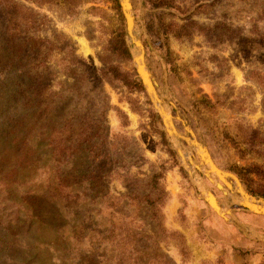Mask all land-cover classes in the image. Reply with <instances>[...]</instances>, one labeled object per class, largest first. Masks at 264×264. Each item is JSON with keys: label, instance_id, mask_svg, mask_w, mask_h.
I'll return each mask as SVG.
<instances>
[{"label": "rangeland", "instance_id": "obj_1", "mask_svg": "<svg viewBox=\"0 0 264 264\" xmlns=\"http://www.w3.org/2000/svg\"><path fill=\"white\" fill-rule=\"evenodd\" d=\"M129 1L179 146L110 73L140 80L119 2L0 0V264H226L264 244L187 141L251 194L232 168L264 167V0Z\"/></svg>", "mask_w": 264, "mask_h": 264}, {"label": "water", "instance_id": "obj_2", "mask_svg": "<svg viewBox=\"0 0 264 264\" xmlns=\"http://www.w3.org/2000/svg\"><path fill=\"white\" fill-rule=\"evenodd\" d=\"M118 2L120 4V6H121V10H122V13H123V16H124V19H125L126 32H127V36H128L129 42L131 44L130 50H131L132 59H133L134 65H135V69H136L137 75L140 78V80H141V82H142V84L144 86V89H145V91L147 93V96H148L149 100L152 102L154 108L156 109V111L159 113V115L162 118L163 125H164V128H165L167 136H169V138L171 140H173V142L176 145L179 146V139L181 138V135L177 134V133H173L168 127V124L166 122V118H165L164 113L162 111L164 103H163V101L161 100L160 96L158 95V93L156 91V84H155L153 78L151 79L152 81H146L145 78H144V75L142 73V70L144 69V67L147 70H148V68L146 67L145 62H144V57H143L144 48H143V45H142V43L141 44L137 43V40L140 41V39H139V37L137 35V32H136V22L135 21H134L135 22V28L133 27V20H135V17H134V14H133V9L131 7V4H130L129 0H118ZM137 45H139V46L137 47ZM148 72H149V70H148ZM151 82H152V84H154L153 86L151 85ZM189 140L190 139H187L188 143L191 144V146H193L195 148L196 153L198 154L197 145H193L192 144L193 140H190V141ZM179 154L181 155V150L179 151ZM199 158H200V161H201V164H202L203 160L200 157V155H199ZM223 172H225V171H223ZM227 173L231 174L229 172H227ZM205 175H206V173H205ZM219 188L222 191H224L223 187H219ZM246 192L250 196L251 199H254L256 202L259 203V207L260 208L256 209L254 207H249V206L247 207V206H244V205L240 204L239 202L238 203L245 210L249 211L250 213L255 214V215L264 216V198L255 197V196L249 194L248 191H246ZM206 201L215 210V207L212 206V204L207 200V198H206Z\"/></svg>", "mask_w": 264, "mask_h": 264}, {"label": "trees", "instance_id": "obj_3", "mask_svg": "<svg viewBox=\"0 0 264 264\" xmlns=\"http://www.w3.org/2000/svg\"><path fill=\"white\" fill-rule=\"evenodd\" d=\"M114 2L116 3L117 9L119 14L121 15V10H120V6L118 4L117 0H114ZM169 7H172L170 5H166ZM193 24H188V25H183L182 27H180L178 30V32L176 33V36L178 38H181L183 35L184 36H189L191 33V26ZM196 25V24H194ZM164 27V26H161ZM163 33H165V31H163ZM119 44H120V48L119 50L124 53V54H129L127 48L125 47V41H124V29L121 31V35L119 36ZM110 73L113 75L114 78H116L117 80L121 81L124 85L126 86H130L134 89H137L139 92H144V88L142 86V83L139 79H135L133 81H131L130 77L128 74L124 73V72H120L119 70L116 69H112L110 71ZM264 137V135H263ZM105 143V140L103 141ZM103 143V144H104ZM260 144H264V138L262 139V141L259 142ZM99 156L98 153L95 154V158H97ZM233 172H235L239 178L242 180V182L247 186L249 192L253 195H259L261 197H264V190H254L253 188V179H252V174H256L262 178H264V167L257 165V164H253L250 165L248 167H235L232 168Z\"/></svg>", "mask_w": 264, "mask_h": 264}, {"label": "bare ground", "instance_id": "obj_4", "mask_svg": "<svg viewBox=\"0 0 264 264\" xmlns=\"http://www.w3.org/2000/svg\"><path fill=\"white\" fill-rule=\"evenodd\" d=\"M130 2V1H129ZM131 4V3H130ZM134 19V18H133ZM133 27H134V20H133ZM137 43L141 44L140 41L137 40ZM139 45H137L138 47ZM142 73L144 75V78L146 81H152L151 79V75L149 74V72L147 71V69L144 67V69L142 70ZM151 85L153 86L154 84H152L151 82ZM155 88V87H154ZM162 111L164 113V116L166 118V122L168 124V127L169 129L173 132V133H177V131L175 130L174 126H173V122H172V118L170 115H168L166 112H165V109L162 108ZM191 132V131H190ZM193 145H197V150L200 149L203 154H201L202 158L205 160L204 163H206L209 168H210V171L215 174L219 179H221L223 182H225V178H228L229 176H231L232 178H234L236 181H237V184H238V193L240 195V198L241 200L239 201L240 204L244 205V206H249V207H254L256 209H259V203L256 202L254 199H251L250 196L247 194V192L243 191L242 188H241V185L238 183V180L233 176V175H230L228 173H225L219 169H217L215 167V165L213 164V162L211 161V159L209 158L206 150L199 144L197 143L195 140H193L192 142ZM227 182V181H226ZM209 202L212 204V206L215 207V210L218 212L219 211V208L216 204V201L214 199L213 196H209ZM259 238L261 239H264V236H259Z\"/></svg>", "mask_w": 264, "mask_h": 264}, {"label": "crops", "instance_id": "obj_5", "mask_svg": "<svg viewBox=\"0 0 264 264\" xmlns=\"http://www.w3.org/2000/svg\"><path fill=\"white\" fill-rule=\"evenodd\" d=\"M252 215H254V214H252ZM258 217L263 218V216H258ZM261 223H264V221L262 222V220H261ZM259 247L260 248H256V251H258V252H256L255 255L249 256L250 259L247 258L246 260H241L239 262H234V263H230V262L226 261V264H264V244H260Z\"/></svg>", "mask_w": 264, "mask_h": 264}]
</instances>
